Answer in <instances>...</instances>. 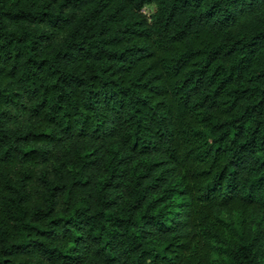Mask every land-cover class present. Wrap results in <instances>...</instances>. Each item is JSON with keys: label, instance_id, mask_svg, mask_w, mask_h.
<instances>
[{"label": "trees", "instance_id": "trees-1", "mask_svg": "<svg viewBox=\"0 0 264 264\" xmlns=\"http://www.w3.org/2000/svg\"><path fill=\"white\" fill-rule=\"evenodd\" d=\"M0 264H264V0H0Z\"/></svg>", "mask_w": 264, "mask_h": 264}, {"label": "rangeland", "instance_id": "rangeland-1", "mask_svg": "<svg viewBox=\"0 0 264 264\" xmlns=\"http://www.w3.org/2000/svg\"><path fill=\"white\" fill-rule=\"evenodd\" d=\"M146 12H149L148 10H146Z\"/></svg>", "mask_w": 264, "mask_h": 264}]
</instances>
